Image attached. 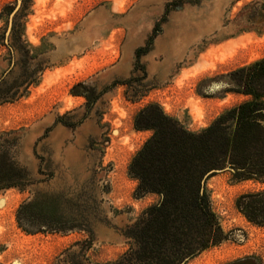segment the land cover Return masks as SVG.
Masks as SVG:
<instances>
[{
    "label": "rangeland",
    "instance_id": "1",
    "mask_svg": "<svg viewBox=\"0 0 264 264\" xmlns=\"http://www.w3.org/2000/svg\"><path fill=\"white\" fill-rule=\"evenodd\" d=\"M263 57L264 0H0V161L26 172L0 190V264L116 262L160 200L134 196L152 134L135 115L156 104L199 132L250 100L203 87ZM231 173L204 183L225 239L186 264H264V226L236 207L264 183Z\"/></svg>",
    "mask_w": 264,
    "mask_h": 264
},
{
    "label": "trees",
    "instance_id": "2",
    "mask_svg": "<svg viewBox=\"0 0 264 264\" xmlns=\"http://www.w3.org/2000/svg\"><path fill=\"white\" fill-rule=\"evenodd\" d=\"M30 2L21 0L22 9ZM229 77L238 88L224 93L250 100L225 110L199 132L186 130L156 104L135 115L134 129L152 134L128 166L129 177L137 182L134 196L155 194L160 200L128 227L124 236L130 247L111 264H186L222 242L225 235L201 186L209 171L228 164L235 170L231 173L235 180L264 183V57ZM6 165L0 161V190L19 185L26 177L22 168ZM29 206H22L18 214ZM236 207L248 222L264 226V192L239 196Z\"/></svg>",
    "mask_w": 264,
    "mask_h": 264
},
{
    "label": "water",
    "instance_id": "3",
    "mask_svg": "<svg viewBox=\"0 0 264 264\" xmlns=\"http://www.w3.org/2000/svg\"><path fill=\"white\" fill-rule=\"evenodd\" d=\"M21 3V0H17V7L19 6V4ZM17 8H15V10L12 12L10 19H9V28L10 29V25H11V18L13 17L14 13L16 12ZM238 85L236 84V82L231 78V77H226L224 79H220L218 81H213L208 83L207 85H205L202 89V92L204 94H216L219 92H225L226 90H230V89H237ZM224 171H230L232 173L235 172V170L230 166V165H226L223 169H214L209 171L208 173H206L201 181V186L204 185V183L206 182L207 178L209 176H211L212 174H217V173H221Z\"/></svg>",
    "mask_w": 264,
    "mask_h": 264
},
{
    "label": "bare ground",
    "instance_id": "4",
    "mask_svg": "<svg viewBox=\"0 0 264 264\" xmlns=\"http://www.w3.org/2000/svg\"><path fill=\"white\" fill-rule=\"evenodd\" d=\"M198 67H199L200 69H202V66H201V65H198Z\"/></svg>",
    "mask_w": 264,
    "mask_h": 264
}]
</instances>
